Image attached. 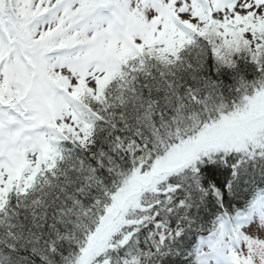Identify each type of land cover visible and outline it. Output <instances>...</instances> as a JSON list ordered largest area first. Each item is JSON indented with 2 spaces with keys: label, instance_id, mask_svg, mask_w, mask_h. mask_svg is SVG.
<instances>
[{
  "label": "trees",
  "instance_id": "obj_1",
  "mask_svg": "<svg viewBox=\"0 0 264 264\" xmlns=\"http://www.w3.org/2000/svg\"><path fill=\"white\" fill-rule=\"evenodd\" d=\"M219 36L208 29L176 43L167 59L141 52L97 97L81 96L87 126L77 124L79 131L60 141V161L40 185L11 195L0 210V264H74L135 170L158 159L185 160L200 128L264 87V53L229 54L218 47ZM183 141L192 142L181 147ZM189 159L195 163L168 175L150 197L139 225L115 238L102 256L106 264H193L197 235L213 232L224 214L248 211L264 154Z\"/></svg>",
  "mask_w": 264,
  "mask_h": 264
},
{
  "label": "rangeland",
  "instance_id": "obj_2",
  "mask_svg": "<svg viewBox=\"0 0 264 264\" xmlns=\"http://www.w3.org/2000/svg\"><path fill=\"white\" fill-rule=\"evenodd\" d=\"M68 1L78 2L67 8ZM210 2L212 9L207 16L202 12L207 5L193 7V0H99L102 9L114 8L111 18V14L102 17L99 14L102 9H94L92 0H0V96L4 93L18 113V118L7 124L8 110L4 107L5 102L1 105L3 100H0V199L7 192V186L24 190L43 161H46V168L50 167L56 158L55 138L64 128L74 130L73 121L79 108L75 98L79 99L82 92L97 91L115 73L124 54L134 50L137 54L162 42L163 46L154 50L167 59L174 51L175 43L192 39L194 33H203L206 29L221 32L220 28L229 30L230 27L233 28L230 36H226L218 47H223L229 54L241 50L253 52L257 40L249 37L246 29H264V5L254 0H237L231 8L225 0ZM192 7L197 13H193ZM20 11L27 16L44 15V22L23 27L24 37L30 42L39 41L30 47L42 49L33 52L39 53L36 56L28 55L22 41H17L19 29L15 28L12 17ZM179 29L182 31L178 32ZM174 32L183 35L176 39ZM11 43H14L13 47H10ZM59 44L66 49L75 46L67 50V56L62 60L42 59L48 47ZM21 59H25L26 65ZM5 60H9L10 65ZM262 131L264 89L227 118L210 124L207 133L203 132L204 138L191 145L186 159L243 151L248 144L254 149H262L256 140ZM191 142L183 141L180 146L185 147ZM187 160L183 162L184 166L190 165ZM181 166L179 161L165 158L155 160L147 172L135 170L112 198L100 226L74 264H96V257L109 247L120 226L126 220L130 222L131 206L141 204L144 196L153 194L159 184ZM248 234L255 238L249 244L255 243V246L246 255L255 257V264H264V244L260 246L258 241H264V221L257 220Z\"/></svg>",
  "mask_w": 264,
  "mask_h": 264
}]
</instances>
